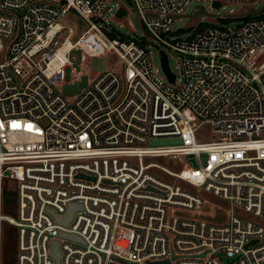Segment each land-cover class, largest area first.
<instances>
[{
    "label": "built area",
    "instance_id": "built-area-1",
    "mask_svg": "<svg viewBox=\"0 0 264 264\" xmlns=\"http://www.w3.org/2000/svg\"><path fill=\"white\" fill-rule=\"evenodd\" d=\"M121 1L147 39L109 35L104 14L124 13L119 0H0V264L3 223L16 229L14 264H55L54 242L58 264H264V15L183 37L173 27L191 0ZM70 11L79 34L61 23ZM73 50L84 60L114 50L123 71L67 100L56 83L75 72ZM203 124L215 139L199 135ZM8 179L15 217L4 213ZM199 190L229 203L224 217L175 212L209 205Z\"/></svg>",
    "mask_w": 264,
    "mask_h": 264
},
{
    "label": "rangeland",
    "instance_id": "rangeland-1",
    "mask_svg": "<svg viewBox=\"0 0 264 264\" xmlns=\"http://www.w3.org/2000/svg\"><path fill=\"white\" fill-rule=\"evenodd\" d=\"M119 3L125 8L123 15L109 14L106 12L104 17L107 18V23L111 28H114L119 34L123 35L124 38H142L147 39L148 33L145 30L141 16L137 9L131 6L125 5V3L119 0ZM225 6V8H222ZM230 9L232 11L230 12ZM245 16L246 19H253L258 15H264V0H257L256 2H246L243 4L234 3L228 4L223 3V0L219 4L211 5L202 0H191L187 6L184 14L178 18L175 23L173 30L181 28L179 34L183 37L194 32L196 28L201 23L222 25L225 26L224 22L220 20V17L226 16ZM80 18L75 14V12L70 11L64 18L61 19V23L73 27L76 34L83 29V23H81ZM240 19L236 18L231 20L227 25L233 26ZM160 47L151 45L149 47L150 57L155 68H158V74L162 78H165L163 71L160 67L159 60V50ZM168 54V65L170 70L175 74L176 79L180 78L181 72L177 65L176 55L166 49ZM82 52L73 50L69 53L68 57L72 60L75 72L70 75V79L66 82L56 83V88L59 92L67 99L74 100L79 94H81L89 84L97 78L100 74L106 71H113L117 73H122L123 71V61L119 57L118 53L114 50L106 51L104 55L99 56H89L87 59H82ZM4 55L0 52V62L3 60ZM45 120H42L44 123ZM198 133L205 140L215 139V134L212 132L208 124H203L200 126ZM156 161L165 164L170 169L174 170L173 166L179 165L178 160H173L169 158H159ZM187 164V161L183 159L181 163ZM15 182L12 180H5L3 182V188L5 190V195L8 194L7 205L5 206L4 213L9 216H16L15 214ZM196 190L193 188V191ZM197 191V190H196ZM199 194L205 199L209 205H203L200 209H181L176 208L175 212L183 216H197L206 218H219L225 216V213L229 207V203L226 204L220 199L214 197L213 195L199 190ZM223 221V218L221 219ZM3 264H14V257L16 252V229L15 227L3 223Z\"/></svg>",
    "mask_w": 264,
    "mask_h": 264
},
{
    "label": "water",
    "instance_id": "water-1",
    "mask_svg": "<svg viewBox=\"0 0 264 264\" xmlns=\"http://www.w3.org/2000/svg\"><path fill=\"white\" fill-rule=\"evenodd\" d=\"M127 1H128V3H130V0H127ZM160 55H161L162 68H163L164 72L168 75L169 80L173 81L174 80V75L169 70L166 54L163 51H161ZM74 209H75V206L69 207V212H68L67 216L63 217V218H56V220L58 222H60V223H64V224L67 223L70 220ZM67 236H68V238H72V239L76 238L73 235H67ZM52 257L55 260V264H58V262H59L58 242H54L53 245H52ZM227 262H228V264H233L232 260H228Z\"/></svg>",
    "mask_w": 264,
    "mask_h": 264
},
{
    "label": "trees",
    "instance_id": "trees-1",
    "mask_svg": "<svg viewBox=\"0 0 264 264\" xmlns=\"http://www.w3.org/2000/svg\"><path fill=\"white\" fill-rule=\"evenodd\" d=\"M118 14H119V15H123V11H119ZM243 19H246V17H244ZM116 33H118V32H115L114 34H113V33H109V35H110V36H113V35H116ZM120 35H121V34H120ZM121 36L123 37V35H121ZM8 197H9L8 194L5 195V200H6V201L8 200Z\"/></svg>",
    "mask_w": 264,
    "mask_h": 264
},
{
    "label": "bare ground",
    "instance_id": "bare-ground-1",
    "mask_svg": "<svg viewBox=\"0 0 264 264\" xmlns=\"http://www.w3.org/2000/svg\"><path fill=\"white\" fill-rule=\"evenodd\" d=\"M68 45V43H66V46Z\"/></svg>",
    "mask_w": 264,
    "mask_h": 264
}]
</instances>
